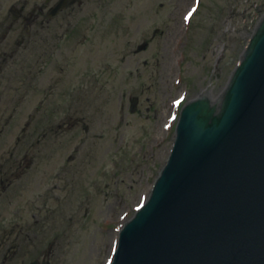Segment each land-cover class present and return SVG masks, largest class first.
<instances>
[{"label":"rangeland","instance_id":"rangeland-1","mask_svg":"<svg viewBox=\"0 0 264 264\" xmlns=\"http://www.w3.org/2000/svg\"><path fill=\"white\" fill-rule=\"evenodd\" d=\"M14 1L0 0V10ZM263 1L201 0L191 25L188 14L196 0L94 2L89 15L73 19L60 45L63 59L56 61V71L50 67L62 75L49 100L61 105L55 119L79 121L76 136L55 138L56 145L51 138L45 145L35 141L34 123L27 130L29 143L22 140L23 149L16 148L26 106L17 114L6 110L7 99L0 101V178L28 169L50 171L45 187L18 181L10 201L0 206V229L8 226L15 238L14 264L42 254L37 247L48 231L47 204L57 228L46 242L52 264L110 261L121 227L146 200L168 158L181 106L213 83L216 73L214 95L225 87ZM144 42L149 49L137 53ZM134 96L140 102L131 113ZM39 101L37 96L34 104ZM43 194L52 199L38 212L31 202Z\"/></svg>","mask_w":264,"mask_h":264},{"label":"water","instance_id":"water-1","mask_svg":"<svg viewBox=\"0 0 264 264\" xmlns=\"http://www.w3.org/2000/svg\"><path fill=\"white\" fill-rule=\"evenodd\" d=\"M176 131L113 264H264V18L222 97L188 103Z\"/></svg>","mask_w":264,"mask_h":264}]
</instances>
